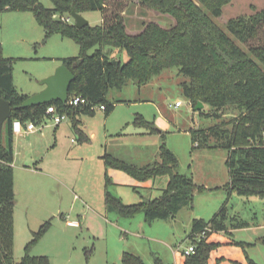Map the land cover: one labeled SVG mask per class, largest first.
Instances as JSON below:
<instances>
[{
  "label": "rangeland",
  "instance_id": "obj_1",
  "mask_svg": "<svg viewBox=\"0 0 264 264\" xmlns=\"http://www.w3.org/2000/svg\"><path fill=\"white\" fill-rule=\"evenodd\" d=\"M39 1L53 8L51 0ZM107 2L108 10L124 6L121 14L130 33L139 32L143 22L154 21L162 27L174 24L168 13L148 9L137 0ZM263 8L264 0H231L223 6L220 16L211 18L231 36L227 30L230 18ZM81 14L91 25L102 22L100 10H86ZM53 16L57 18L59 14ZM43 37L44 31L32 12H0L2 55L12 59L13 83L27 95L43 89L40 81L53 73L60 64L59 58L80 54L79 46L72 39L54 34L42 42ZM103 51L111 59L128 60L120 47L104 45ZM183 80L187 77L173 67L164 69L146 83L128 81L121 89H111L108 99L115 101L114 109L106 117L98 106L94 114H82L81 131L72 128L67 116L58 125L52 117H46L36 124L40 129L35 133L14 135L15 262L24 255L33 232L45 222H48L46 232L30 246L28 253L46 256L48 264H122L124 252L137 255L145 264H156V260L163 264L181 262V251L192 239L194 219L209 220L226 199V192L222 189L195 192L192 205L182 206L168 219L147 221L142 212L121 217L104 207L105 167L101 155L107 152L128 163L144 166L158 159L160 145L164 144L175 155L178 171L190 175L196 184L208 188L225 184L229 180L227 151L193 147L191 131L214 126L231 128L238 110L229 106L219 118L205 116L211 106L205 104L201 110H194L183 94L180 85ZM176 101L181 102L179 106L174 105ZM137 114L153 121L156 130L150 132L135 125ZM5 138L3 129V143ZM210 143H215L214 137ZM24 167L29 171L23 170ZM119 173L128 182H122L114 171L109 175L114 183L107 187L125 204L159 196L168 181L167 175L138 181L127 173ZM228 211L230 219L248 223L246 227L230 230L233 239L245 243V253L255 264H264V197L233 192ZM237 250L241 253L239 247L228 249L233 254Z\"/></svg>",
  "mask_w": 264,
  "mask_h": 264
},
{
  "label": "trees",
  "instance_id": "obj_2",
  "mask_svg": "<svg viewBox=\"0 0 264 264\" xmlns=\"http://www.w3.org/2000/svg\"><path fill=\"white\" fill-rule=\"evenodd\" d=\"M47 8L39 0H0L2 11L32 12L44 31L42 42L57 34L72 39L80 48L78 56L59 58L73 74L68 97L81 96L86 104L72 106L67 102L51 101L29 107H18L27 94L18 91L12 80V59L2 55L0 46V97L9 101L11 114L0 135V264H48L46 256L29 255L28 249L47 230L48 222L33 232L19 262L13 258L14 190H13V137L12 122L40 124L50 118L46 112L53 105L60 114L70 118L71 126L81 131L80 116L94 114L97 106H104L107 116L115 107L108 99L111 89H121L128 81L143 84L164 69L176 67L187 77L180 82L184 96L194 107L197 102L210 105L205 116H222V110L233 107L238 115L231 128L214 126L191 131L193 147L222 148L228 151L226 165L229 180L215 187L196 184L192 177L178 171L175 155L164 145L159 157L152 163L137 166L105 152L102 162L105 169L121 170L138 181L168 176L161 194L137 203L125 204L108 191L111 178L105 172L104 207L121 217H132L142 212L147 221L174 217L185 205H192L195 192L222 189L227 197L219 210L207 221L194 219L190 234L195 251L183 255L182 264H255L245 253V243L231 236V229L248 225L245 221L230 219L228 200L234 192L242 196L264 197V8L249 15L232 17L227 21L229 36L212 20L222 13L231 0H137L148 9L168 13L174 24L162 27L154 21L143 22L137 33H130L121 12L123 7L108 10L107 0H51ZM120 4V2H118ZM78 13L100 10V25L87 24L81 28L66 21L71 9ZM208 11V12H207ZM59 14L55 18L53 15ZM241 44V45H240ZM104 45L122 48L128 60L111 59L103 51ZM98 46V47H96ZM96 47V48H95ZM95 48L89 54L88 51ZM134 124L155 131L153 121L137 114ZM160 132V131H159ZM84 136V135H83ZM163 137V134H161ZM86 137V136H84ZM214 137L215 143L210 140ZM230 219V224L227 221ZM204 232L197 240V234ZM239 247L241 258L216 256L223 247ZM122 264H145L137 255L124 252ZM156 264H163L156 260Z\"/></svg>",
  "mask_w": 264,
  "mask_h": 264
},
{
  "label": "water",
  "instance_id": "obj_3",
  "mask_svg": "<svg viewBox=\"0 0 264 264\" xmlns=\"http://www.w3.org/2000/svg\"><path fill=\"white\" fill-rule=\"evenodd\" d=\"M69 16L73 19V25L77 28H81L87 25L88 20L75 9H71ZM74 79V74L64 65L59 64L53 73L44 77L40 84L43 85V89L32 95H28L18 107L36 106L39 104L49 103L51 101H60L65 103L68 99V90L70 83ZM204 104L197 102L194 106V110H201ZM11 114V106L9 101L0 97V135L2 133L3 125Z\"/></svg>",
  "mask_w": 264,
  "mask_h": 264
},
{
  "label": "built area",
  "instance_id": "obj_4",
  "mask_svg": "<svg viewBox=\"0 0 264 264\" xmlns=\"http://www.w3.org/2000/svg\"><path fill=\"white\" fill-rule=\"evenodd\" d=\"M66 21H71L72 22V18L68 15L65 17ZM68 104L72 105V106H78L80 104H86L87 101L85 98L81 97V96H73V97H68L67 101ZM180 101H176L175 102V106H179L180 105ZM98 108H100L101 110L104 109L103 105L98 106ZM46 112L50 114V117H52L53 122L55 125H58L65 117V114H60L56 111L55 106L50 105L47 107ZM38 128L33 122H21L20 120H14L12 122V132L14 135H20L23 133H28V132H33ZM204 236V232L197 234L196 235V239L199 240L201 238H203ZM195 251V244L193 242L190 241V243L181 251V253L183 255H189L194 253Z\"/></svg>",
  "mask_w": 264,
  "mask_h": 264
},
{
  "label": "crops",
  "instance_id": "obj_5",
  "mask_svg": "<svg viewBox=\"0 0 264 264\" xmlns=\"http://www.w3.org/2000/svg\"><path fill=\"white\" fill-rule=\"evenodd\" d=\"M60 63V62H59ZM122 101V100H121ZM117 102V101H116ZM114 103H115V101H114ZM110 114V113H109ZM108 114V115H109ZM106 117V116H105ZM37 130H39V129H37ZM37 130H35V131H37ZM148 130V129H147ZM35 131H33V132H28V133H24V134H29V133H35ZM160 131V130H159ZM14 140V139H13ZM214 149H222V148H214ZM227 151V150H226ZM102 156V155H101ZM227 157H228V151H227V155H226V160H227ZM13 167V166H12ZM26 167H24V169L23 170H28L29 171V169H25ZM34 168L36 169L37 167H35L34 166ZM35 169H33V170H35ZM114 171H117V174H116V176L117 177H121L122 178V176H121V174L119 173L121 170H117V169H113V168H108V169H105V172L108 174V176L109 175H111V173L113 172L114 173ZM123 172V171H122ZM125 173V172H124ZM14 174V173H13ZM130 176V175H129ZM15 176L13 175V181H15ZM111 178V177H110ZM156 179V178H155ZM155 179H153V180H155ZM111 180H112V178H111ZM122 182H128V180H127V178H122ZM112 183H114V181L112 180ZM111 183V184H112ZM116 183V182H115ZM119 184H121V183H119ZM146 186L147 187H149V184H146ZM13 190H14V192H15V183L13 184ZM161 192V191H160ZM13 216H14V212H13ZM231 248H233V247H223V248H221L220 250V252L219 253H215L214 255H213V258H215L216 256H220V255H224V256H226V257H228V258H235V259H240L242 256H241V253L240 252H238V250H237V253L236 254H233V253H231V252H229L228 251V249H231ZM182 260H183V257H181V262L179 263V264H182ZM221 264H228L227 262H225V261H223Z\"/></svg>",
  "mask_w": 264,
  "mask_h": 264
}]
</instances>
